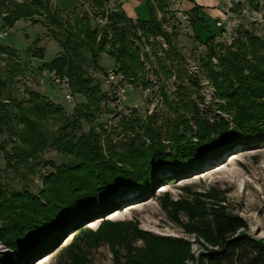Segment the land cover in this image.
I'll return each instance as SVG.
<instances>
[{"label":"rangeland","instance_id":"obj_1","mask_svg":"<svg viewBox=\"0 0 264 264\" xmlns=\"http://www.w3.org/2000/svg\"><path fill=\"white\" fill-rule=\"evenodd\" d=\"M25 1L5 0V3L12 6ZM41 1L47 6L35 8L29 16L19 17L10 25H5L0 17V46L8 49L0 51V84H3L0 90L6 98L4 102L7 98L12 99L26 109H31L38 94L60 104L69 118L75 109L88 103V97L72 92L69 78L48 64L54 58L65 57L61 43H68L65 32L68 24L79 29L75 18L83 16L92 28L97 29L96 42L104 40L101 37L104 27L107 28V40H110L112 22L109 17L118 11L122 0H101V6L94 0ZM129 1L137 7L138 18H148L144 1ZM222 1L224 16L218 19L208 12L204 19L197 20L195 12H184L178 4L176 8L169 7L163 0H154L153 16L159 19L154 25L123 19L129 44L135 50L133 59L141 61L132 72L124 73L118 69L109 43L101 41L102 48L96 52L98 67L92 64L90 54L81 50L86 60V75L98 85L103 96L93 109L91 122L94 129L101 132L105 147L109 144L119 148L124 137L135 128L130 119L129 125L122 124V117L132 118L137 114L145 120L151 114L156 125L166 122L168 103L162 99L161 88L172 101L177 100V92L194 97V92L201 90L203 100L196 102L200 112L208 107L210 117L220 114L232 124L230 114L210 104L215 90L201 70V59L209 58L217 68L228 49H237L241 39L247 41L251 36L261 42L257 50L264 53V0ZM159 3L162 8H158ZM0 11L2 17L6 15L4 8ZM52 12H56L61 25L49 19ZM196 13L198 15L199 11ZM192 15L196 19L194 23ZM114 21L121 22L119 18ZM76 29H70V32L77 33ZM73 33L71 42H79V36ZM246 54L253 59L252 54ZM193 73L198 76V84L190 80ZM4 104L12 106L11 103ZM12 119L10 124L0 123V186L38 192L41 175L53 170L54 164L66 161L67 157L49 147L38 158L29 159L34 165L31 169L25 164L7 167L4 152L11 154L16 143L8 131L10 125L17 127L16 119ZM82 125L86 131L90 123L82 120ZM58 126V119L54 118L41 124L47 133H53ZM197 190L212 195L211 200L218 201L227 211L240 214L247 222V231L264 239L262 144L251 148L237 147L217 159L210 158L179 178L156 182L150 193L136 200L130 199L128 203L120 202L121 206L87 220L79 229L66 232L56 245L35 257L30 264H190L184 258L186 254H197L206 244L200 234L186 230L193 213L189 198ZM132 193L129 190L123 196L132 198L129 196ZM5 250L0 244V251Z\"/></svg>","mask_w":264,"mask_h":264},{"label":"trees","instance_id":"obj_2","mask_svg":"<svg viewBox=\"0 0 264 264\" xmlns=\"http://www.w3.org/2000/svg\"><path fill=\"white\" fill-rule=\"evenodd\" d=\"M94 1L101 6V0ZM11 5L0 0V8L7 11L5 16L0 15L5 25L29 16L39 6H47L41 0ZM199 6L195 3L187 10L195 12L197 20L202 18L196 13ZM147 17L132 19L119 4L118 11L109 17L112 22L110 40H107L104 27L101 31L104 40L98 42L97 29H93L85 17L75 18L79 29L67 25L68 43H61L65 57L54 58L48 65L69 78L72 92L88 97V103L75 109L69 118L60 104L38 94L31 109H26L12 99L4 102L6 98L0 90V123L10 124L14 118L17 124V127H8L16 143L11 154L4 152L6 166L25 164L31 169L34 165L29 159L38 158L49 147L67 157L66 161L54 164L53 170L41 175L38 192L0 186V244L6 249L0 251V264H30L56 245L66 232L79 229L87 220L115 209L120 202L128 203L130 199L150 193L156 182L179 178L210 158L217 159L237 147L264 144V53L257 50L261 42L251 36L247 41L241 39L237 49H228L217 68L209 58L201 59V70L215 90L210 104L230 114L232 124L220 114L210 117L208 107L200 112L196 102L203 100L201 90L197 89L194 97L177 92V100L172 101L161 88L162 99L168 103L166 122L156 125L151 114L145 120L137 114L132 118L122 117V124L129 125L130 119L135 128L124 137L119 148L109 144L105 147L101 132L95 130L91 122L93 109L103 96L98 85L86 75V60L81 50L90 54L92 64L98 67L96 52L102 48L101 41L109 43L118 69L132 72L141 61L133 59L135 50L129 44L127 27L122 21L152 22L154 25L159 20L151 11ZM194 17L192 15L193 23ZM117 18L121 22L114 21ZM49 19L61 25L56 12H52ZM70 29H76L78 34ZM72 33L79 36V42H71ZM7 50L6 46H0V51ZM246 53L252 54L253 59ZM197 77L193 73L190 80L198 84ZM49 118L58 119L59 126L53 133L41 128L42 122ZM82 120L90 123L86 131ZM129 190L133 192L129 195L132 198L123 196ZM190 197L192 201L188 204L193 213L186 230L200 234L206 241L197 254H186L184 258L190 264H264V239L247 231V222L240 214L227 211L204 191H193Z\"/></svg>","mask_w":264,"mask_h":264},{"label":"crops","instance_id":"obj_3","mask_svg":"<svg viewBox=\"0 0 264 264\" xmlns=\"http://www.w3.org/2000/svg\"><path fill=\"white\" fill-rule=\"evenodd\" d=\"M146 3L147 5V9H148V13L149 11H151V13L154 15L155 13V3L154 0H142ZM164 2L168 3L169 7L172 8H176V4H178V7L180 8V10L182 11H187L191 8L192 5L195 4V2H197L199 6V8L197 9L199 11V14L203 19L205 17V13H213L216 19H218L219 16H224L223 14V9L225 8L224 3L222 0H194L193 2L190 1H186V0H163ZM121 7L124 9V13L131 18H136V15H138L137 11V7L134 6L133 4H131V2L129 0H122L121 1ZM159 8V5H158Z\"/></svg>","mask_w":264,"mask_h":264},{"label":"built area","instance_id":"obj_4","mask_svg":"<svg viewBox=\"0 0 264 264\" xmlns=\"http://www.w3.org/2000/svg\"><path fill=\"white\" fill-rule=\"evenodd\" d=\"M120 97H121V95H120ZM121 99H123V98L121 97Z\"/></svg>","mask_w":264,"mask_h":264}]
</instances>
